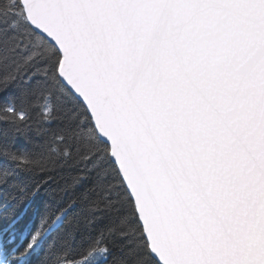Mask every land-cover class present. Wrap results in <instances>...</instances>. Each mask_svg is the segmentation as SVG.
I'll use <instances>...</instances> for the list:
<instances>
[{"label": "snow or ice", "instance_id": "6c2138e0", "mask_svg": "<svg viewBox=\"0 0 264 264\" xmlns=\"http://www.w3.org/2000/svg\"><path fill=\"white\" fill-rule=\"evenodd\" d=\"M0 264H264V0H0Z\"/></svg>", "mask_w": 264, "mask_h": 264}]
</instances>
